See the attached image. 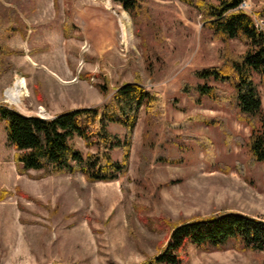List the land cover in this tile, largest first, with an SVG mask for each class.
<instances>
[{"label": "rangeland", "instance_id": "374dc122", "mask_svg": "<svg viewBox=\"0 0 264 264\" xmlns=\"http://www.w3.org/2000/svg\"><path fill=\"white\" fill-rule=\"evenodd\" d=\"M115 10L126 13L112 0H0V43L8 52L0 105L50 119L101 107L127 83L164 100L163 122L151 134L141 112L128 173L111 183L81 173H22L0 123V193L8 195L0 201V264H141L180 224L225 212L264 219V164L249 159V127L232 105L194 103L197 95L183 92L200 83L196 71L221 65V52L242 55L245 45L214 37L180 0H144L135 20L126 13L125 43ZM245 12L264 33V0H249ZM21 79L27 88L15 103L8 92ZM109 129L126 135L117 125ZM77 146L87 153L81 140ZM184 256L185 264H264V253L232 242L189 245Z\"/></svg>", "mask_w": 264, "mask_h": 264}, {"label": "trees", "instance_id": "16d2710c", "mask_svg": "<svg viewBox=\"0 0 264 264\" xmlns=\"http://www.w3.org/2000/svg\"><path fill=\"white\" fill-rule=\"evenodd\" d=\"M112 1L134 20L144 10V0ZM180 1L201 16L204 28L214 37L223 42L237 40L246 47L242 55L221 52V65L196 71L194 76L200 83L184 87L183 92L189 97L196 94L194 103L200 104L207 98L232 105L250 129L246 146L252 165L264 164V102L255 81L258 77L264 89V33L257 31L253 19L238 9L247 0ZM6 53L0 43V73L7 71ZM210 83L228 87L231 93L226 94ZM142 111L146 114V134H151L163 122V97L141 84L127 83L101 107L71 110L50 119L26 116L0 105V123L22 173H81L88 182L111 183L128 173L132 135ZM110 125L124 128L126 135L113 134ZM78 140L88 150L86 154L78 148ZM116 150L124 151L121 161L113 157ZM7 196L1 192L0 201ZM230 242L241 251L264 253V219L225 212L180 224L172 229L165 248L141 264H185L184 251L189 245L220 249Z\"/></svg>", "mask_w": 264, "mask_h": 264}, {"label": "bare ground", "instance_id": "6f19581e", "mask_svg": "<svg viewBox=\"0 0 264 264\" xmlns=\"http://www.w3.org/2000/svg\"><path fill=\"white\" fill-rule=\"evenodd\" d=\"M114 14L118 17L119 26L122 31V36L124 38V42L128 43L129 37L131 36V26L130 20L126 13L122 12L119 13L116 10ZM27 85L25 79H21L17 81L14 86L9 90L8 95L12 101L15 103H19L20 98L24 95L23 91L26 90Z\"/></svg>", "mask_w": 264, "mask_h": 264}, {"label": "built area", "instance_id": "2783aa9c", "mask_svg": "<svg viewBox=\"0 0 264 264\" xmlns=\"http://www.w3.org/2000/svg\"><path fill=\"white\" fill-rule=\"evenodd\" d=\"M248 1L249 0H247V1H244L240 6H239V10H242V11H246L247 10V7H248ZM254 25H255V28L257 29V31H259V32H263L262 31V28H263V23L262 22H259V23H255L254 22Z\"/></svg>", "mask_w": 264, "mask_h": 264}, {"label": "crops", "instance_id": "0c3cea01", "mask_svg": "<svg viewBox=\"0 0 264 264\" xmlns=\"http://www.w3.org/2000/svg\"><path fill=\"white\" fill-rule=\"evenodd\" d=\"M31 172H33V171H31Z\"/></svg>", "mask_w": 264, "mask_h": 264}]
</instances>
